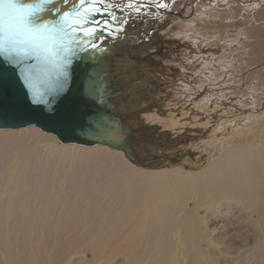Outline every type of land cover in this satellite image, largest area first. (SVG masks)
Segmentation results:
<instances>
[{
    "label": "bare ground",
    "instance_id": "bare-ground-1",
    "mask_svg": "<svg viewBox=\"0 0 264 264\" xmlns=\"http://www.w3.org/2000/svg\"><path fill=\"white\" fill-rule=\"evenodd\" d=\"M262 26L246 28L254 57L237 63L247 79L225 80L226 104L213 88L204 95L206 109L222 111L203 140L206 159L187 169L138 166L121 150L61 142L34 123L0 128V264H67L86 251L88 264H264ZM200 29L194 41L205 40ZM215 64L214 75L229 67Z\"/></svg>",
    "mask_w": 264,
    "mask_h": 264
},
{
    "label": "rangeland",
    "instance_id": "rangeland-1",
    "mask_svg": "<svg viewBox=\"0 0 264 264\" xmlns=\"http://www.w3.org/2000/svg\"><path fill=\"white\" fill-rule=\"evenodd\" d=\"M213 1L174 0L172 10L162 13L159 20L151 17L133 20L127 28L129 37L127 40L117 41L106 36L104 46L109 48L110 52L108 58L99 66L108 68L110 73L108 79L115 82L114 88L120 92V95L109 97L104 105L95 103L90 96L85 100L83 98L82 102L91 100L90 104L87 106L76 104L72 112L69 111L66 115L62 113V117L60 116L54 126L76 125V123L86 126L90 120L100 116L105 121H115L127 137V151L135 160H142L141 165L134 163L138 166L151 167L153 164L155 166L158 164L156 167L159 168L177 165L187 169L192 164L206 159L203 140H210L212 122L217 119L222 107L213 110L206 109L203 103L204 95L209 92L210 88H213L216 93L219 92L217 96H225L223 104H226L227 93H220L222 89L224 90L225 80L229 75L232 80L247 79L245 71H241L237 63L254 57L245 42L250 40L245 35L247 34L246 28L253 22L264 27V15L257 14L259 9H264V0H224L225 5L219 9L215 5L212 7ZM241 6L248 7V9L243 10ZM209 7H212L211 10ZM152 11L153 15H156L155 9ZM249 11L254 14H250ZM207 12H210L211 16H204L208 15ZM42 17L43 19L51 18L48 13L42 14ZM195 29H200L205 40L194 41L197 37L193 35ZM144 32L153 33L150 40L144 39L142 42H136L140 34ZM215 62L217 68L229 66L227 68L229 71L220 72L219 69L217 75L212 74L213 68L210 66ZM91 67L92 65L84 59L75 61L73 64L71 78L75 77L73 86L76 85V100H80L82 93L87 94L86 90L89 87L87 73ZM84 70H87L84 80L86 89L78 91ZM198 87L200 89L195 93L194 90ZM229 87L233 90L245 89L244 84L241 87L228 84ZM216 105L218 102L212 101L211 106ZM42 129L49 132L45 128ZM92 137L111 142L100 136L84 135H76V137L65 135L58 139L61 142L91 145L94 143H89L86 138ZM99 144L119 150L117 145L110 146L103 142ZM122 152L126 156V151ZM225 254L229 256V253ZM74 258V256L71 257L67 264H88L91 253L86 251L83 254V260Z\"/></svg>",
    "mask_w": 264,
    "mask_h": 264
},
{
    "label": "snow or ice",
    "instance_id": "snow-or-ice-1",
    "mask_svg": "<svg viewBox=\"0 0 264 264\" xmlns=\"http://www.w3.org/2000/svg\"><path fill=\"white\" fill-rule=\"evenodd\" d=\"M173 4L174 0H35L33 4L0 0V91L19 85L30 105L44 106L50 112L51 105L68 90L74 62L84 59L92 65L87 73V94L104 105L109 97L120 95L115 82L108 79V68L99 66L110 52L104 46L105 37L127 40L133 20H159ZM44 13L51 18L39 19ZM152 34L144 32L136 42L150 40ZM7 66L13 70L8 71ZM4 115L0 111V119ZM49 131L59 138L54 128ZM69 131L107 138L127 151L124 131L102 116Z\"/></svg>",
    "mask_w": 264,
    "mask_h": 264
},
{
    "label": "flooded vegetation",
    "instance_id": "flooded-vegetation-1",
    "mask_svg": "<svg viewBox=\"0 0 264 264\" xmlns=\"http://www.w3.org/2000/svg\"><path fill=\"white\" fill-rule=\"evenodd\" d=\"M0 65H3L2 58H0ZM7 69L8 71H12L13 66H7ZM73 73L76 74V72ZM74 80L75 77H72L68 91L65 95H63L65 98L62 99L63 97H59L58 109L54 110L53 107H51L52 111L50 112L45 111L44 106H41L43 108L41 111H37L36 107L29 104L24 96V92L21 89H19L20 91H17L12 86H6L2 91H0V111L5 113L1 120H3V123H8L9 121H7L6 117L10 115V121H16L20 123L27 120H33L45 126L51 125L55 127L54 124L59 121L60 116L62 117V113L66 115L67 108V113L69 111H73V109L76 108V85L73 86ZM12 92H14V94H12ZM30 110L32 113H30Z\"/></svg>",
    "mask_w": 264,
    "mask_h": 264
},
{
    "label": "water",
    "instance_id": "water-1",
    "mask_svg": "<svg viewBox=\"0 0 264 264\" xmlns=\"http://www.w3.org/2000/svg\"><path fill=\"white\" fill-rule=\"evenodd\" d=\"M21 2H22V0H21ZM39 19H42V18H39ZM84 80H85V77H81L80 85H78V91L83 90V89H86V86H85V83H84L85 81ZM14 88L17 91H20L19 90L20 89L19 88V85H16ZM12 94H14V92H12ZM88 97H89L88 94H85V92L82 93V96H81L80 100H76L77 106L78 105H81V106H87V105H89L90 102H91V100L90 101H83V102L81 100L83 98L85 100ZM58 101H59V98L57 99V102H55L54 104L51 105V107H53L54 110H56V107H59ZM42 109L43 108L41 106L39 108H36L37 111H41ZM67 110H68V108L66 109V114H67ZM70 112H72V111H70ZM30 113H32L31 110H30ZM6 118H7V121H9L11 124L9 122L8 123H3V120L0 119V127L18 128V127H21V126H24V125H28V124L34 123V124L39 125L40 127L45 128L47 130L54 128L56 130V132L58 133V136L59 137H62V136H65V135H70V136L76 137L77 134H74L73 132H70L69 129H75V128H78V127L79 128L82 127V125H79L78 123H76V125H58L57 127L45 126V125H43V124H41L39 122L33 121V120H27V121L18 123L16 121H10L11 120V116L10 115L7 116ZM86 139H88V142L89 143H99V142H103V143H106V144H108L110 146H113L114 145L113 143H111L109 141H105V140H103L101 138L92 137V138H86ZM126 153H127L126 156L128 157V159H130V161H133V163H136L138 165H141L142 160H138L137 161V160L134 159V157L128 151H126ZM143 165L150 166L151 164H143ZM152 166H154V164Z\"/></svg>",
    "mask_w": 264,
    "mask_h": 264
}]
</instances>
